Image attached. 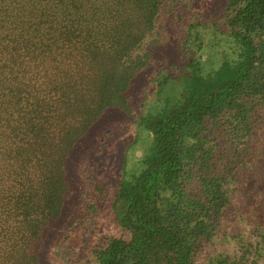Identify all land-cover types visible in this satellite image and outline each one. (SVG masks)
<instances>
[{"label": "trees", "instance_id": "trees-1", "mask_svg": "<svg viewBox=\"0 0 264 264\" xmlns=\"http://www.w3.org/2000/svg\"><path fill=\"white\" fill-rule=\"evenodd\" d=\"M186 8L184 0H0V264H39L42 232L70 192L69 151L107 107L131 113L134 77L160 60L162 15L184 32L178 47H202L208 24L192 12L185 21ZM222 8L211 29L227 34L234 55L206 71L191 57L178 93L137 119L150 146L108 187L127 234L96 244L91 264H264L263 224L231 233V249L213 245L243 185L264 193V0Z\"/></svg>", "mask_w": 264, "mask_h": 264}, {"label": "rangeland", "instance_id": "rangeland-1", "mask_svg": "<svg viewBox=\"0 0 264 264\" xmlns=\"http://www.w3.org/2000/svg\"><path fill=\"white\" fill-rule=\"evenodd\" d=\"M184 2L187 4L185 21H189V12H192L193 20L202 19L208 24L200 27L204 36L202 47H178L176 36L184 32L171 28L162 15L156 30L160 60L134 77L129 89L131 113L107 107L69 151L66 173L70 192L60 217L42 232L39 264H91V250L96 244L104 242L109 235L127 234L109 204L108 187L121 173L134 170L150 146L151 132L137 119L160 106L167 96L178 93L181 82L178 73L191 57L199 59L200 69L206 71L218 65L222 56L234 55V45L227 34L211 29L214 21L223 20L224 0ZM156 75L160 79L166 75V81L158 83L153 79ZM98 184L105 189L103 194L96 189ZM257 223L264 225V193L256 183L250 187L244 184L227 209L213 245L221 251L231 249L235 244L231 233L247 236Z\"/></svg>", "mask_w": 264, "mask_h": 264}]
</instances>
